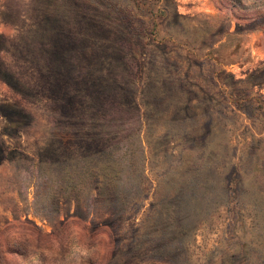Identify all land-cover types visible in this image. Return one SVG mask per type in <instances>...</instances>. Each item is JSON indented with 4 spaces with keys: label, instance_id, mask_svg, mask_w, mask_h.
Here are the masks:
<instances>
[{
    "label": "rangeland",
    "instance_id": "obj_1",
    "mask_svg": "<svg viewBox=\"0 0 264 264\" xmlns=\"http://www.w3.org/2000/svg\"><path fill=\"white\" fill-rule=\"evenodd\" d=\"M0 264H264V0H0Z\"/></svg>",
    "mask_w": 264,
    "mask_h": 264
}]
</instances>
